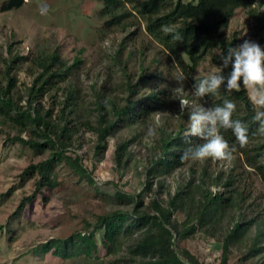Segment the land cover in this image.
<instances>
[{
	"label": "rangeland",
	"instance_id": "1",
	"mask_svg": "<svg viewBox=\"0 0 264 264\" xmlns=\"http://www.w3.org/2000/svg\"><path fill=\"white\" fill-rule=\"evenodd\" d=\"M5 1L0 0V9ZM261 1L263 5L259 6ZM43 4L47 5V11L41 14L39 8ZM103 7L104 0H25L18 9L0 10V85L5 84L7 66H13L11 74L17 78L16 100L20 106L31 105L42 114L51 111L52 117L48 119L59 123L64 113L71 124L78 125L79 132L74 134L67 155H79L95 181L90 183L66 161H60L55 165L59 186L42 189L29 202L27 198L33 195L38 177L33 170L24 175V170L49 158L51 150L48 146L33 150L13 141L18 135L29 140L31 133L21 132L0 117V264H135L140 258L132 255L130 248L143 233L138 228L120 232L108 248L102 244L103 229L97 231L98 250L90 257L63 259L52 252L42 253L41 246L53 238L89 233L103 214L132 212L134 203L130 197L142 191L149 160L161 144L163 134H175L182 123L181 135L185 136L190 113L201 105L192 94L191 81L219 66L216 60L219 51L214 50L192 76L180 74L178 68H170L166 52L146 31V22L136 16L131 4L117 10L124 17L111 25H106L110 17L102 13ZM255 7L264 13V0H256ZM225 33L227 37L237 33L242 42L249 39L260 44L264 39V23H257L248 9L239 8ZM52 54L59 59V70L72 68L63 74V81L31 103L29 88L39 73L32 62L38 56ZM17 57L20 58L12 64ZM76 59L81 62L73 66ZM127 83L136 94H130ZM178 86L180 92L175 91ZM161 89L168 90L171 107L154 115L146 124L116 130L107 138L105 150L97 156V133L84 127V123L96 127L102 116L110 119L115 106L127 105L128 99L136 101ZM70 92L77 99L76 106L72 99L67 100ZM180 101L185 102L183 111ZM149 126L156 129L155 136L146 135ZM125 139L133 141L132 157L120 166L115 160L116 143ZM37 141L46 142L43 137ZM262 143L264 134L256 144ZM204 168L213 194H225L232 189L223 185L214 187L213 179L236 176L233 194L238 197L239 207L216 231L199 230L184 240L175 237V246L188 250L202 264H219L223 240L234 223L253 218L264 220V183L241 155L232 152L231 159L189 157L182 168L155 179L151 192L143 199L145 208L153 198L166 205L189 182L194 186L199 184ZM194 186L189 189L195 190ZM185 211L184 207L175 210L172 222L181 226ZM257 222L245 235L233 240L228 264H264V236L257 241L261 252L253 255L250 250L257 234Z\"/></svg>",
	"mask_w": 264,
	"mask_h": 264
},
{
	"label": "trees",
	"instance_id": "2",
	"mask_svg": "<svg viewBox=\"0 0 264 264\" xmlns=\"http://www.w3.org/2000/svg\"><path fill=\"white\" fill-rule=\"evenodd\" d=\"M24 1L6 0L0 10L5 12L18 9ZM255 2L256 0H104L102 13L110 17L106 25L115 24L124 17L117 13V10L131 4L136 16L146 22V31L166 52L171 63L170 68H178L180 74L192 76L205 58L213 55L214 50L226 52L228 47H235L242 43L237 33L230 37H227L225 33L237 9H248L250 14L256 18L257 23H264V13L258 12ZM258 5H263V1ZM128 14L132 15L130 12ZM163 26H167L171 31L165 32ZM177 33L180 39H172V36ZM260 45L264 47V39ZM19 58L14 59L12 64L16 63ZM216 60L220 66L218 55ZM80 62V59H76L73 66H77ZM32 63L39 73L34 80L35 84L29 88L28 96L31 103L63 81V74L66 75L72 68L71 66L66 67L65 71L59 70L60 62L56 54L38 56ZM230 68L231 66L223 69V72L226 74ZM13 69V66H7L4 75L5 84L0 85V117L21 132L31 133L32 138L29 140L18 135L13 138V141L33 150H39L45 146L51 150L49 158L37 164H31L24 170V175L33 170L38 177L35 191L27 200L32 202L44 188L54 189L59 186L55 165L60 161H66L76 174L86 177L90 183L95 184L92 173L84 167L82 158L77 154L67 155L74 134L79 132L78 125L71 124L64 113L61 124V122L48 119L52 117L51 111L42 114L41 110L32 108L31 105L28 108L20 106L16 100L17 78L11 74ZM201 78L198 77L191 81V89L193 83ZM127 85L130 94H136L131 90L132 86L128 83ZM72 94L71 92L68 94L67 100L72 99V104L76 106L77 99ZM195 97L201 104L200 106H215L221 104L224 99H231L235 103L236 108L232 118L245 123L248 128V141L241 146L231 129L221 128L219 131L229 146L234 148L233 153L241 155L245 164L253 169L264 183V143L256 144L260 141L261 133L258 131V122L252 120L254 109L248 98V90L242 84L238 90H225L221 86L215 94ZM66 107L68 108L67 105ZM170 107L168 90L161 89L136 101L128 99L127 105L113 108L110 119L106 120L102 116L96 127H92L88 122L84 123V127L97 133L96 155L98 156L105 150L107 138L113 136L116 130L146 124L154 115L167 111ZM72 113L73 111H69V114ZM183 130V124L180 123L175 134H163L161 144L149 160L142 191L130 197L134 203L132 212L115 211L103 214L97 218L96 225L89 233L78 232L65 239L53 238L41 246L42 253L52 252L63 259H72L80 255L90 257L98 250L95 241L97 231L103 229L102 244L108 248L110 244L116 242L120 232L138 228L142 229L143 233L130 248L131 254L140 258L135 264H202L188 250L176 249L175 237L177 240H184L199 230L211 232L221 227L223 222L230 217L231 212L239 207L238 197L233 194L236 176L227 175L222 179L219 177L213 179L211 185L214 187L223 185L227 189L232 188L225 194L221 192L213 194L209 188L210 177L207 169L204 168L199 184L194 186L193 182H189L188 186L179 190L166 205L153 198L145 208L143 199L146 193L151 192L155 179L171 174L185 165L189 157L182 159L181 156L186 149L194 148L204 142L200 137L181 135ZM41 137L46 140L44 144L37 141V138ZM132 142L131 139H125L116 143V164L122 166L129 162L132 157L130 149ZM193 186L195 190L191 191L192 189L189 188ZM117 194L122 193L117 192ZM241 195L243 196L242 193ZM197 196H199L198 200ZM183 207L186 210L185 220L181 226H177L172 222L171 216L175 210ZM254 219L256 218L234 223L223 240L222 257L219 264H228L229 248L233 240L245 235L256 221L259 222H257V234L250 250L253 255L261 252L257 241L259 237L264 236V229H261V226L264 228V220Z\"/></svg>",
	"mask_w": 264,
	"mask_h": 264
},
{
	"label": "clouds",
	"instance_id": "3",
	"mask_svg": "<svg viewBox=\"0 0 264 264\" xmlns=\"http://www.w3.org/2000/svg\"><path fill=\"white\" fill-rule=\"evenodd\" d=\"M41 14L47 11V5L40 6ZM165 32L171 29L163 26ZM172 39L179 40V34H174ZM220 66L207 72L198 82L192 85V94L197 97H205L207 94H215L223 86L225 90L239 89L241 84L248 90V98L253 106L252 120L258 122V131L264 134V47L259 43L245 39L235 47H228L226 52H219ZM231 66L226 74L223 69ZM182 81V77L177 78ZM181 86L175 88L180 92ZM180 111L184 110L185 102L180 101ZM236 105L231 99H224L221 104L215 106H200L192 111L188 117L186 137H200L204 141L194 148L189 147L181 158L191 157L201 159L216 157L231 159L233 147L220 133V129H231L236 140L243 146L248 141V128L245 123L232 118ZM156 129L149 126L146 135L155 136Z\"/></svg>",
	"mask_w": 264,
	"mask_h": 264
}]
</instances>
